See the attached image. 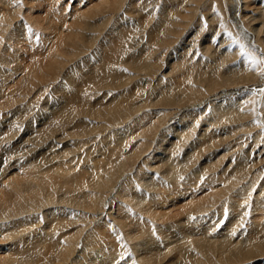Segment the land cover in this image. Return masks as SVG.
Segmentation results:
<instances>
[{
	"label": "bare ground",
	"instance_id": "1",
	"mask_svg": "<svg viewBox=\"0 0 264 264\" xmlns=\"http://www.w3.org/2000/svg\"><path fill=\"white\" fill-rule=\"evenodd\" d=\"M58 1L0 0V264H264V0H74L69 15ZM195 21L208 35L190 53ZM218 213L215 239H180L171 258L115 234L156 244L153 223L183 219L214 233Z\"/></svg>",
	"mask_w": 264,
	"mask_h": 264
},
{
	"label": "rangeland",
	"instance_id": "2",
	"mask_svg": "<svg viewBox=\"0 0 264 264\" xmlns=\"http://www.w3.org/2000/svg\"><path fill=\"white\" fill-rule=\"evenodd\" d=\"M61 1H62V3H61ZM59 0L58 1V3H57V8L58 9H60L61 11L63 10V11H66L68 14H66V12H65V14L66 15H69V14H72V11H73V8H74V5H75V3L73 2L74 0ZM186 1V3L188 4H191L192 6L193 5H196V4H198V2H200L201 0H198V2H197V0L196 1H192V0H185ZM66 2V3H65ZM69 2V3H68ZM193 3V4H192ZM196 3V4H195ZM64 4H66L67 5V7H65L66 5H64ZM133 4V5H132ZM139 5V2L138 3H134V2H129V4L128 5H131L129 8L131 9V13H130V15H129V17H132L131 19H133V20H136V22L138 23V25H142V26H145V21H146V18H145V14H143V12H141V13H138V11H136L137 10V5ZM64 5V7H62ZM73 6V7H72ZM62 8H66V9H62ZM69 10V11H68ZM215 9H213L212 11H211V13L214 11ZM42 13H43V15H42ZM42 13H41V15L42 16H40V18H41V20L44 18H46V17H49L48 15H47V13L45 12V11H42ZM46 15H45V14ZM138 13V14H137ZM136 14L138 15V16H136ZM158 15L159 14H157V16L155 17L156 19H154V21L155 22H157V19H158ZM229 15V14H228ZM136 16V17H135ZM142 17V18H141ZM253 17H256L255 19V21H252V22H250V26L252 27V29H254V28H258L259 27V22L262 20L261 18H260V16H259V12H258V14L257 15H255V16H253ZM217 19H215V21H214V23H213V25L214 26H218V27H220V25H219V23L221 24V22H222V18H220L219 16L218 17H216ZM43 19V20H44ZM145 20V21H144ZM216 20H217V22H216ZM144 21V22H143ZM220 21V22H219ZM148 22V21H147ZM198 22H194V27H193V29L195 28V27H197V29H199V27H200V25L199 24H197ZM217 23H218V25H217ZM255 23V24H254ZM141 25H140V27H141ZM257 25V26H256ZM149 26V25H148ZM239 25H236L235 27H236V30L238 31V32H240L239 34H240V36H246V37H248V39L250 38V36L249 35H251L250 33H249V31H247L245 28H243V27H241V26H239ZM249 26V27H250ZM158 27V26H157ZM157 27L155 28V26H154V28L152 27V26H149V27H141V29L143 28V29H145L146 30V32H143V31H139L138 33V35H143V34H147V35H153L154 34V32H156V30L155 29H157ZM251 27H250V29H251ZM110 29V28H109ZM196 29V30H197ZM205 27H200V30L197 32L196 30V34H195V45L193 46V47H191L190 49H191V51H190V53L192 52V53H196L197 52V49L201 46V44L203 43V40L205 39V37L208 35L207 33H205ZM129 30V31H128ZM130 30H132V27H123L122 28V34L123 35H125V36H127L128 35V33L129 32H131ZM149 30V31H148ZM233 30L234 29H232L231 31L233 32ZM119 32H120V29L118 30ZM204 31V32H203ZM141 32V33H140ZM264 31L262 30L261 31V34L263 33ZM194 33V32H193ZM199 33V34H198ZM205 33V34H204ZM207 34V35H206ZM254 34V33H253ZM197 36V37H196ZM199 36H200V38H199ZM225 37L224 35H222V33L219 35V33L217 34V35H215L214 37H216V38H214L213 37V40L216 42V41H219V39L221 40V38H223V37ZM252 36V35H251ZM263 38H264V33H263V35H261ZM115 37V39H113V40H115L116 41V39L117 40H119L120 38V36L118 35H116V36H114ZM113 38V37H112ZM199 38V39H198ZM228 38H230V37H228ZM262 38V39H263ZM198 39V40H197ZM102 41V39L99 41V42H101ZM117 43H118V41H116ZM102 43V42H101ZM100 43V44H101ZM109 43V42H108ZM107 43V44H108ZM109 45V44H108ZM107 45V46H108ZM106 46V47H107ZM189 49V48H188ZM140 55V54H139ZM128 56V55H127ZM218 57V56H217ZM232 56H229V57H225V58H230V59H228V60H224L225 61V63H227V65L226 64H224L223 65V61L222 60H220V61H222V62H220V61H217L216 63H218V65H222L221 66V69H220V71H219V73L220 72H222L223 70H224V68H226V66H229L230 65V61L231 60H233V57L231 58ZM224 58V59H225ZM229 61V62H228ZM210 62V63H209ZM209 62L208 61H206V62H204V63H208L207 65H209V66H211V61L209 60ZM229 64V65H228ZM81 78H83V76H80L79 78H76V80H75V85H78L80 82H82V80L84 79H82L81 80ZM1 82V81H0ZM130 82H125V86H126V88L128 87V86H130V84H129ZM74 84V83H73ZM129 84V85H128ZM128 85V86H127ZM237 101V100H236ZM238 102V101H237ZM229 105H231L230 107H228ZM224 106H227V107H224ZM224 106H222L221 108H220V111L221 112H223L224 111V109H225V111L223 112V113H225L226 112V114H231V115H233L232 114V112H233V110L236 108L235 107V104L234 105H232V104H228V105H224ZM233 107V108H232ZM228 111H227V110ZM233 109V110H232ZM159 110V109H158ZM232 110V111H231ZM231 112V113H230ZM234 115H235V113H234ZM228 116H230V115H228ZM224 118H225V116H224ZM171 118L169 117V118H167V120H170ZM166 125H168V126H166ZM164 127H171V124H166ZM162 129H160V131H161ZM196 133H199V129L197 128L196 129ZM172 136H167L166 137V139L165 140H167V141H162V142H160L159 143V145H161L160 146V148L159 149H157V151H155V155H156V157L158 156V157H162V156H164V154L163 153H161V154H159V152H160V149H161V151L162 150H164V152L165 151H167V149H168V147L167 148H165L166 146H168V144L170 143L169 141H172V138H171ZM158 139V138H157ZM221 142H223L221 139H220V141H217V143H215L214 144V146L213 147H216L217 148V151L218 152H220V151H222V147H221ZM167 144V145H166ZM205 143H203V141L202 142H198L194 147V150H198V151H196L197 153V155H195V156H193L192 157V159L190 160L191 162H193V164H192V167L194 168V169H196L197 167H201V165L202 164H204V159L206 158V156H208L209 154H211V150H210V148L211 147H209V146H206V145H204ZM163 146V147H162ZM201 146H202V148H203V151H202V149H200L201 148ZM205 146V147H204ZM166 149V150H165ZM173 149V150H172ZM184 149H185V147H184ZM206 149V150H205ZM212 149V148H211ZM111 149L110 148H107V151H110ZM151 150V149H150ZM169 151H171V152H174L175 151V148L174 147H172L171 146V148H169L168 149ZM209 150H210V152H209ZM207 151V152H206ZM203 152H204V154H203ZM166 153H168V152H166ZM199 153V154H198ZM202 153V154H201ZM206 153H208V154H206ZM148 154H152V152H148ZM159 154V155H158ZM220 154V153H219ZM218 154V155H219ZM221 154H223V153H221ZM147 155V154H146ZM154 155V156H155ZM204 155V156H203ZM203 158H202V157ZM157 157V158H158ZM159 159V158H158ZM158 159H156V162L158 161ZM197 161H198V163H197ZM214 160H212V163H214L213 162ZM221 161H224V162H226L227 161V159L225 158V159H221V160H219V161H216V162H221ZM195 162V163H194ZM153 164H154V162H153ZM156 164V163H155ZM154 164V165H155ZM198 164V165H197ZM215 164V163H214ZM157 165V164H156ZM132 173V172H131ZM131 173H128V175H130ZM133 174V173H132ZM128 175H126L124 178H122L120 181L122 182L126 177H128ZM157 178H158V176H157ZM137 179H139V177L137 178ZM137 179H136V181H137ZM150 183H152V182H150ZM190 191V190H189ZM111 194V193H110ZM109 197V196H108ZM117 204H118V201L116 202ZM116 211V209H113V211ZM114 211V212H115ZM113 212V213H114ZM211 215L213 214V212L212 213H210ZM223 214V213H222ZM222 214H216L215 216H214V218H220V220L222 221L220 224H218L219 226L216 228V231H215V229L213 230V231H215L214 233H211V231L209 230V231H206V229L208 228H210V227H214L215 226V224H216V222L215 223H213V225L212 226H200L199 225V223H192V221H190L189 222V225H186V226H184V227H181V225H179V224H181V223H184V221H185V219H183L184 218V216H181L182 218H176L177 220H180V219H183V221H181V223H179V224H175V225H177V226H174V224H172V228L173 229H171V227H166V226H159V225H157L156 223H153V226H154V228L152 229V231L154 232L155 230V234H160V236L159 237H161L162 236V241L160 240V238L158 239L159 241H160V243H159V241L156 243V244H154L157 240H153V239H149V237L148 236H145L144 234H139V230H138V236H136V238H134L133 237V235H129V236H127L126 234H125V232H121V231H118V230H116V235H118V237H119V235H120V237L119 238H124V240H125V242H126V245H127V247L129 248L128 249V251H129V253L128 254H131V250H132V253L134 254V255H139V254H144V252L146 251V252H151V253H153V252H157V250L159 251V253H160V251L162 250V249H160V248H165V246H166V248H165V250H169L170 249V252H172L174 249H175V251H176V249L178 248V246H179V242H181L182 240H189V241H191V240H194V239H197V237L196 236H198V238H199V234H202V235H200L201 237L202 236H208V237H210V238H212V236L214 235V237L212 238V239H215V236H217L218 234L217 233H221L222 232V228H223V225L225 224H223V222H226L228 219H229V216H227V218L224 216V214L222 215ZM225 217V218H224ZM196 218V217H195ZM212 219L211 218V221H213L214 222V220L215 219ZM222 218L224 219V220H222ZM206 219H208V218H206ZM219 220V221H220ZM207 221V220H206ZM211 221H209V224H211L212 222ZM159 223V222H158ZM205 223V222H204ZM185 224V223H184ZM194 224V225H193ZM199 226H198V225ZM206 225V224H205ZM56 226V225H55ZM187 226H188V228H187ZM192 226V227H191ZM196 226H198L197 228H195ZM190 227V228H189ZM220 227V228H219ZM152 228V227H151ZM163 228V229H162ZM193 228V229H192ZM166 229H168V230H166ZM170 230V231H169ZM184 230V231H183ZM196 232H195V231ZM200 230V231H199ZM177 231H179V233L177 232ZM203 231H204V233H203ZM212 231V232H213ZM6 232H8V230H6ZM164 232H166L165 234H164ZM177 232V234L175 235V233ZM186 233V234H185ZM216 233V234H215ZM171 236V237H169V235ZM115 235V236H116ZM168 235V237L167 238H164L165 236H167ZM188 236V238H187V236ZM192 235H193V238H192ZM196 235V236H195ZM132 236V237H131ZM139 236H140V238H139ZM180 236V237H179ZM131 237V239H137V241H138V247H136V245H137V241H134V240H128V238H130ZM147 237V238H146ZM200 237V238H201ZM139 238V239H138ZM146 239V241L145 240H142V239ZM168 238H171V239H168ZM184 238V239H183ZM165 239V240H164ZM177 239V240H176ZM179 239V240H178ZM180 239H182L181 241H180ZM147 240H148V242H147ZM167 240V241H166ZM173 240V241H172ZM131 241V242H130ZM152 242V243H150V242ZM135 244H134V243ZM145 242V243H144ZM146 242H147V244H146ZM131 243H133V244H131ZM144 243V244H143ZM166 243V244H165ZM142 244V245H141ZM163 244V245H162ZM165 244V245H164ZM171 244V245H170ZM178 245V246H177ZM163 246V247H162ZM174 246V247H173ZM133 247H135L134 249H137V252H134L133 251ZM131 249V250H130ZM141 251H140V250ZM156 249V250H155ZM150 250V251H149ZM172 250V251H171ZM162 252V251H161ZM167 251H163V253H166ZM173 253L174 252H172V253H169L167 256H168V258H171V257H173L174 255H173ZM176 253V252H175ZM75 254H76V252H75ZM172 255V256H171Z\"/></svg>",
	"mask_w": 264,
	"mask_h": 264
},
{
	"label": "snow or ice",
	"instance_id": "3",
	"mask_svg": "<svg viewBox=\"0 0 264 264\" xmlns=\"http://www.w3.org/2000/svg\"><path fill=\"white\" fill-rule=\"evenodd\" d=\"M251 62H252L253 64L264 63V61H258V60H255V59H253ZM260 91H261V92H264V89H261Z\"/></svg>",
	"mask_w": 264,
	"mask_h": 264
}]
</instances>
